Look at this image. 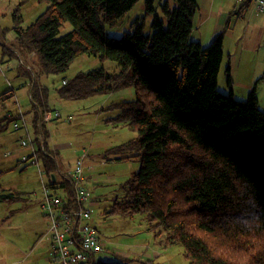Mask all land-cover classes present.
Instances as JSON below:
<instances>
[{"label": "trees", "instance_id": "1", "mask_svg": "<svg viewBox=\"0 0 264 264\" xmlns=\"http://www.w3.org/2000/svg\"><path fill=\"white\" fill-rule=\"evenodd\" d=\"M29 1L20 0V6ZM37 1L48 4L46 11L26 28L16 12L14 31L23 49L35 53L40 74L66 73L83 56L117 64L111 72L101 66L64 78L61 98L77 101L128 88L137 93L133 101L110 106L119 109L112 121L128 124L137 137L102 158L139 160L141 167L121 185L122 196L107 200L104 214L128 219L145 214L155 237L180 245L190 264H264V111L255 89L240 101L233 91L220 92L224 34L206 47L190 40L197 0H176L174 10L163 4L167 27L156 14L157 0H146V15L119 38L107 36L104 24H117L140 0ZM150 15H155L151 33L145 32ZM65 22L73 29L60 36ZM227 71L232 85L230 67ZM32 76V127L46 181L70 193L71 184L58 179L57 157L46 143L43 153L37 140L40 133L48 136L46 124L39 125L49 111L48 93L39 88L34 68ZM11 122L8 116L0 119V135ZM21 195L0 188V203ZM95 203L92 197L87 203L91 212Z\"/></svg>", "mask_w": 264, "mask_h": 264}, {"label": "rangeland", "instance_id": "2", "mask_svg": "<svg viewBox=\"0 0 264 264\" xmlns=\"http://www.w3.org/2000/svg\"><path fill=\"white\" fill-rule=\"evenodd\" d=\"M165 3L169 5L170 10H174L177 2L156 1V14L164 19V26L167 27L163 12ZM47 6V3L37 0H31L22 6L20 0H0V96L8 89H17L21 80L24 81L22 74L25 68L24 64L20 63L21 58L25 62L28 60V53L21 46L14 31L15 13L22 16V26L26 28L46 11ZM147 8L146 0H140L117 24L105 23L106 35L121 37L124 31L130 29L131 22L146 15ZM202 13L203 11L198 9L197 15ZM154 17L155 15H150L146 18L145 32H152ZM244 18L238 25L234 19L231 24H225L221 28L199 25L201 22L197 20L190 40L206 47L223 33L225 61L218 75L220 92L229 95L233 87L234 98L240 101L255 89L259 107L264 111V15L258 12L255 1H252ZM72 29L71 23L65 22L61 27L60 36ZM247 34L250 38L245 40L244 36ZM229 56L232 57L233 63L235 60L241 63L240 67L235 69L236 81L231 70L232 85L228 83L227 68L231 67ZM101 66L110 72L117 69V64L112 61L101 62L98 58L83 56L76 59L66 73L43 75L41 78V83L48 87L50 93V112H59L63 117L46 124L49 146L54 149L57 145H66L59 151V159L65 165H74V161L82 155L84 149L90 154V159H86L84 175L88 177L86 187L91 189L94 198L99 201L93 206L90 220L104 246V251L98 258L119 264H190L180 245H165L160 238L155 237V233L149 230L145 214H137L134 219L104 214L110 205L107 199L122 196L121 185L130 180L141 167L139 160L113 161L112 157L102 158L107 150L137 137V131L128 124H116L112 121L118 115L119 109H110L113 104L135 100L136 90L122 89L77 101H66L58 95V89L64 85V78L70 80L79 73ZM27 82H30L29 77ZM16 96L17 103H14V100L4 102L0 99V119L7 114L17 116L20 107L23 112L29 107L28 91L17 92ZM68 116L73 118L71 123L65 120ZM16 122L19 121H12L8 130L0 135V188L4 192L15 190L23 195L15 202L0 203V264H48L47 225L46 221H41V216L45 215L42 209V181L37 166L21 163L22 157L27 156L29 150L20 147V142L26 138V134L22 130H15ZM31 138H35L32 132ZM6 154H10L8 158L5 157ZM40 166L42 167V162ZM60 194L62 195L61 192ZM45 232L47 240L43 238Z\"/></svg>", "mask_w": 264, "mask_h": 264}, {"label": "built area", "instance_id": "3", "mask_svg": "<svg viewBox=\"0 0 264 264\" xmlns=\"http://www.w3.org/2000/svg\"><path fill=\"white\" fill-rule=\"evenodd\" d=\"M255 3L258 12L264 15V0H255ZM7 116L12 118L11 114ZM61 118L59 112L55 114L47 112L39 125ZM67 120L70 121L71 117ZM17 121L19 122L14 124L15 130H22L26 134V138L20 142V147L29 150V154L22 157L21 163L37 166L42 181L44 192L42 208L50 221L51 264H87L90 260L104 261V258H98L104 247L97 229L90 223L92 212L87 205L92 197L86 187L84 175L88 151L84 150L76 159L74 167L62 174L63 179L71 184L70 193L65 194L63 190V194L59 189H52L49 180L46 181L47 173L39 164L41 152L36 146L35 138H31V124L28 123L26 116L23 113L18 114ZM37 140L42 143V152L46 153L44 135L40 133ZM8 155L10 154H6Z\"/></svg>", "mask_w": 264, "mask_h": 264}, {"label": "crops", "instance_id": "4", "mask_svg": "<svg viewBox=\"0 0 264 264\" xmlns=\"http://www.w3.org/2000/svg\"><path fill=\"white\" fill-rule=\"evenodd\" d=\"M254 1V0H253ZM198 2V9H200L201 11H203V13L198 16L197 15V11H196V14L194 16V20H193V24L195 25V21H200L201 23H199V25H206V26H213V27H218V28H221L223 27L225 24H231L233 22V20L235 19V24L238 25L239 21L241 20H244L245 16L248 14V9L250 8L251 6V0H197ZM246 5L247 6V9L246 10H241V8ZM236 17V18H234ZM246 27V26H245ZM250 27L251 25L249 24V28H248V31H250ZM247 28V27H246ZM214 35V34H213ZM226 36V35H225ZM245 40L248 39V37L250 38V36L245 35ZM225 48V39H224V45H223V49ZM229 62H230V69L232 70V74L234 76V79H235V69L236 68H239L241 63H237L236 60L234 61V63L232 62V57L229 56ZM21 63L20 64H24V72L22 74V77H24V81L21 80L20 82V85L17 89H14L13 90H10L8 89L5 94H7V97H4L2 98L1 101H10V100H14V103H17V96H16V93L17 92H20V91H23V90H26L28 91V94H29V98H30V105L29 107H27L26 110H24V112L22 111V108L20 107L19 108V111L18 113H22L26 116V119L28 121L29 124H31V132L34 133V130H33V127H32V121L33 119L35 118V111H34V101H33V92H32V89H33V76H32V69L34 68L36 70V74H37V83L39 85V88L40 89H46L47 93H48V99H47V107H48V112H50V110L52 109L51 108V101H50V93H49V90H48V87L44 84L41 83V78H42V74H40V71H39V68L36 67V58H35V53H28V60H26L27 62H25L22 58H21ZM224 61H225V51H224V59H223V63H222V66L224 64ZM23 62V63H22ZM221 66V67H222ZM228 69V68H227ZM221 70V69H220ZM228 72V71H227ZM21 74V72H20ZM28 77L30 79V82L28 83L27 80H28ZM40 80V81H39ZM236 81V79H235ZM59 90V89H58ZM233 91V87L230 89L229 92ZM227 94V93H225ZM234 94V93H233ZM249 94V93H248ZM59 95V93H58ZM2 96V95H1ZM60 97V96H59ZM61 98V97H60ZM63 99V98H62ZM66 101H68L67 99H64ZM72 101V100H70ZM47 110V109H46ZM19 113V114H20ZM8 115V114H7ZM12 115V118L11 120L12 121H15V116L13 114ZM18 116V115H17ZM7 117V116H5ZM4 117V118H5ZM69 117H72V116H68L67 118ZM63 118V117H62ZM67 118H65V120H67ZM17 120V119H16ZM73 120V118H71L70 121H68L69 123H71ZM54 121V120H52ZM51 121V122H52ZM4 133V132H3ZM49 138L47 136L46 140H45V143H46V147L48 150H50L56 157H57V166H58V179L62 178V174L70 171L74 165L72 164H62V161H60V153L59 151L63 148V147H66L65 144H62V145H57L56 147H54V149H52L50 146H49ZM85 150V149H84ZM83 150V151H84ZM88 150H86L87 152ZM47 152V151H46ZM83 154V152H82ZM5 157L8 158V156L5 155ZM78 158V157H77ZM87 159H90V154H89V151H88V157ZM76 161V160H75ZM74 161V162H75ZM118 161V160H116ZM75 164V163H74ZM89 168V167H88ZM92 170V169H91ZM88 179V177H87ZM87 181V180H86ZM91 191V189H90ZM63 193V191H61ZM64 194V193H63ZM92 194V192H91ZM65 197V196H63ZM92 198H94L93 194H92ZM115 198V197H113ZM113 198L111 199H107V200H112ZM96 202L99 203V201L97 199H95ZM43 206V204H42ZM43 209V208H42ZM41 221L44 222L46 221V225H47V234H48V241H49V244L47 245V252L48 253V256H49V261H48V264H51V251H52V245H51V239H50V235H49V228H50V221L49 219L44 215V216H41ZM46 232L45 234L43 235V238L45 240H47V237H46ZM101 238V237H100ZM104 247V246H103ZM121 255V254H120ZM126 258H128L126 256ZM39 264V263H38ZM41 264H44V263H41Z\"/></svg>", "mask_w": 264, "mask_h": 264}, {"label": "water", "instance_id": "5", "mask_svg": "<svg viewBox=\"0 0 264 264\" xmlns=\"http://www.w3.org/2000/svg\"><path fill=\"white\" fill-rule=\"evenodd\" d=\"M53 179H55V178H53Z\"/></svg>", "mask_w": 264, "mask_h": 264}]
</instances>
